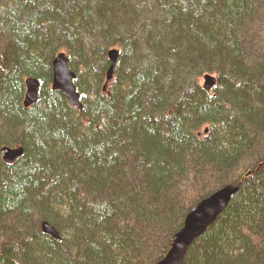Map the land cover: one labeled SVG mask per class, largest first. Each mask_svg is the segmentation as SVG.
Returning <instances> with one entry per match:
<instances>
[{
    "label": "trees",
    "instance_id": "1",
    "mask_svg": "<svg viewBox=\"0 0 264 264\" xmlns=\"http://www.w3.org/2000/svg\"><path fill=\"white\" fill-rule=\"evenodd\" d=\"M229 183L183 264H264V0H0V264H156Z\"/></svg>",
    "mask_w": 264,
    "mask_h": 264
},
{
    "label": "water",
    "instance_id": "2",
    "mask_svg": "<svg viewBox=\"0 0 264 264\" xmlns=\"http://www.w3.org/2000/svg\"><path fill=\"white\" fill-rule=\"evenodd\" d=\"M118 55L119 50L116 48H112L108 51L110 65L106 72L103 89H105L106 83L113 76ZM52 66V89L60 90L66 94L70 103L81 109L82 105L79 100V93L73 83L75 74L68 66L67 54L65 52L58 53L52 62ZM215 84L216 78L214 76L209 74L204 75L202 86L205 90L209 91ZM25 87L23 106L29 107L32 103L37 102L38 99V79L27 78L25 80ZM205 131H207V129H205ZM2 152L3 160L7 163H11L22 155L23 147H4ZM238 189V184L229 183L201 199L189 213H186L181 228L174 234L170 250L157 264H183L184 257L193 241L204 233L207 227L214 222L216 217L224 211L229 200ZM41 229L44 233L55 239L60 237L56 229L46 221L42 222Z\"/></svg>",
    "mask_w": 264,
    "mask_h": 264
},
{
    "label": "rangeland",
    "instance_id": "3",
    "mask_svg": "<svg viewBox=\"0 0 264 264\" xmlns=\"http://www.w3.org/2000/svg\"><path fill=\"white\" fill-rule=\"evenodd\" d=\"M52 69H53V66H52ZM201 83H203L202 80H201ZM51 84H52V82H51ZM215 85H216V84H215ZM51 88H52V87H51ZM209 91H212V88H211ZM23 99H24V98H23ZM37 100H38V99H37ZM34 104H36V102H35V103H32L31 105H34ZM31 105H30V106H31ZM25 108H26V107H25ZM81 109H82V107H81ZM256 114H257V113H256ZM20 156H21V155H20ZM199 171H200V173H203L204 171H206V169L203 167V168L200 169ZM204 198H205V197H204ZM200 200H201V199H200ZM200 200H198L197 202H195L193 205L190 204V205H189L190 207H189L188 209H183V213H184V212L189 213V211H190L193 207H195V206L198 204V202H199ZM220 214H221V213H220ZM218 216H219V215H218ZM218 216L216 217V219L218 218ZM216 219H215V220H216ZM215 220H214V221H215ZM194 241H195V240H194ZM194 241H193V242H194ZM191 245H192V244H191ZM165 255H166V254H165ZM163 257H164V256H163ZM163 257H162V258H163ZM160 260H161V259H160ZM158 262H159V261H157V263H158ZM157 263H156V264H157Z\"/></svg>",
    "mask_w": 264,
    "mask_h": 264
},
{
    "label": "bare ground",
    "instance_id": "4",
    "mask_svg": "<svg viewBox=\"0 0 264 264\" xmlns=\"http://www.w3.org/2000/svg\"><path fill=\"white\" fill-rule=\"evenodd\" d=\"M28 78H29V77H28ZM33 78H34V77H33ZM51 82H52V81H51ZM171 245H172V244H171ZM170 248H171V247H170ZM170 248H169V250H170ZM169 250H168V251H169ZM168 251H167V252H168Z\"/></svg>",
    "mask_w": 264,
    "mask_h": 264
}]
</instances>
